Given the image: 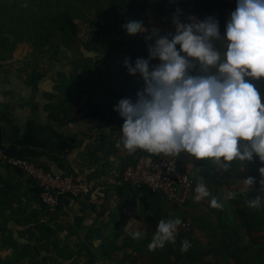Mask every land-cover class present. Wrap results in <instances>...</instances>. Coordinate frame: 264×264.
Here are the masks:
<instances>
[{"label": "crops", "instance_id": "obj_1", "mask_svg": "<svg viewBox=\"0 0 264 264\" xmlns=\"http://www.w3.org/2000/svg\"><path fill=\"white\" fill-rule=\"evenodd\" d=\"M73 22L76 41L67 47L59 44L58 32L23 39L0 35V145L10 156L88 186L86 194L48 209L25 174L0 164V264H142L146 252L158 264L169 259V243L148 247L159 220L178 217L182 227L189 222L191 228L180 225L176 233L182 250V241L190 242L194 226L201 228L207 217L210 198L194 199L204 170L187 153L166 156L196 177L181 206L122 182L126 166L152 155L117 147L123 121L113 106L142 86L131 91L126 83L114 85L109 68L87 65L95 57L86 54L91 45L104 40H94L98 29ZM134 231L141 238L132 239Z\"/></svg>", "mask_w": 264, "mask_h": 264}, {"label": "clouds", "instance_id": "obj_2", "mask_svg": "<svg viewBox=\"0 0 264 264\" xmlns=\"http://www.w3.org/2000/svg\"><path fill=\"white\" fill-rule=\"evenodd\" d=\"M182 16L177 8L171 18L174 31L163 35L134 19L122 25L130 37L145 34L148 56L123 60L127 73L139 75L143 86L113 106L123 121L117 147L129 154L187 153L225 170L233 161L244 165L254 156L264 163V103L250 82L264 78V0H236L223 34L215 16ZM259 175L258 191L264 192V167ZM244 180L249 186L256 183L252 177ZM195 193L197 201L211 195L204 183L197 184ZM234 196L228 192L223 199ZM249 205L264 209V197L256 196ZM210 206L221 204L212 197ZM181 224L178 217L159 220L149 249L174 244ZM130 235L135 240L142 233ZM190 246L182 241V250Z\"/></svg>", "mask_w": 264, "mask_h": 264}, {"label": "rangeland", "instance_id": "obj_3", "mask_svg": "<svg viewBox=\"0 0 264 264\" xmlns=\"http://www.w3.org/2000/svg\"><path fill=\"white\" fill-rule=\"evenodd\" d=\"M235 7L236 0H119L113 4L114 9L110 14H107V25L98 29L100 37L94 35V40H104L105 46L92 47L100 56L95 55L93 60L89 59L87 65L91 63L99 70L109 68V82L114 85L126 83L132 91L136 84L143 86V81L139 75L130 76L127 73L123 60L129 57L134 62L138 57L147 58L148 52L144 41L145 34L128 36L122 28L124 23L129 19L142 21L146 28H158L163 35L174 31L171 18L179 8L183 13L182 20L187 15H195L201 20L210 15L215 16L223 34L225 22ZM250 82L260 92L261 101L264 103V78L250 79ZM197 163L204 170L203 179L199 178L198 181L207 186L211 193L210 200L215 197L221 206L208 207L202 227L199 228L196 224V229L189 235L191 246L188 250L182 251L178 248L180 240L176 235L178 241L169 243V259L163 257L158 260V264H264V209L249 205V201L256 196L264 197V192L258 191L261 179L259 168L264 167V163L255 156L244 165L233 161L227 170L208 160H197ZM249 177L256 181L253 186L245 183L244 179ZM228 192L235 193V196L231 200H224L223 197ZM187 226L182 227L181 224L180 227L185 230L191 228ZM201 229L205 234L200 233ZM204 235L207 241L211 240L214 244H206ZM152 257V254L146 252L139 261L142 264H157Z\"/></svg>", "mask_w": 264, "mask_h": 264}, {"label": "built area", "instance_id": "obj_4", "mask_svg": "<svg viewBox=\"0 0 264 264\" xmlns=\"http://www.w3.org/2000/svg\"><path fill=\"white\" fill-rule=\"evenodd\" d=\"M0 164L25 174L37 186L39 201L48 209L59 208L65 197L78 198L88 192V186L72 175H56L30 160L10 156L1 145ZM121 180L136 191L161 195L177 206L187 201L194 188L192 177L166 156H141L124 168Z\"/></svg>", "mask_w": 264, "mask_h": 264}, {"label": "trees", "instance_id": "obj_5", "mask_svg": "<svg viewBox=\"0 0 264 264\" xmlns=\"http://www.w3.org/2000/svg\"><path fill=\"white\" fill-rule=\"evenodd\" d=\"M118 1L0 0V35L3 39H6V36L23 39L58 32L59 44L67 47L76 41L77 28L73 19L85 23L88 27L101 29L107 25V14L114 9L113 4ZM94 45L101 48L105 43Z\"/></svg>", "mask_w": 264, "mask_h": 264}]
</instances>
